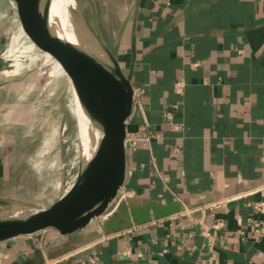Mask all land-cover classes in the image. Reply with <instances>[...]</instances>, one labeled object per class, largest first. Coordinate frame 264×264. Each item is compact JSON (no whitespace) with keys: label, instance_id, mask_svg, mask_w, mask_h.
<instances>
[{"label":"crops","instance_id":"1","mask_svg":"<svg viewBox=\"0 0 264 264\" xmlns=\"http://www.w3.org/2000/svg\"><path fill=\"white\" fill-rule=\"evenodd\" d=\"M92 1L104 40L134 84L126 136L144 126L160 136L129 153L127 195L117 207L71 234L48 228L0 241V264H264V215L249 205L264 199V0ZM37 37L19 2L0 0V76L15 69L18 44L31 60L49 52ZM12 88L0 85V198L25 202L9 187L21 153L4 140L26 122L11 119ZM234 195L202 222L200 213L172 212ZM216 219L221 228L212 227ZM124 248L129 256L118 254Z\"/></svg>","mask_w":264,"mask_h":264},{"label":"water","instance_id":"2","mask_svg":"<svg viewBox=\"0 0 264 264\" xmlns=\"http://www.w3.org/2000/svg\"><path fill=\"white\" fill-rule=\"evenodd\" d=\"M37 32L50 48L66 61L74 90L91 127L80 132V160L71 188L48 207L0 198V241L44 229L71 234L100 216L128 179V148L125 142L128 119L133 113L134 84L102 35L97 10L88 0L92 21L85 11L88 32L54 15L50 0H17ZM71 24V23H70ZM68 28L73 40L57 31ZM53 51V49H52ZM59 58V57H58ZM101 132L98 135V132ZM178 209L172 211L175 212Z\"/></svg>","mask_w":264,"mask_h":264},{"label":"rangeland","instance_id":"3","mask_svg":"<svg viewBox=\"0 0 264 264\" xmlns=\"http://www.w3.org/2000/svg\"><path fill=\"white\" fill-rule=\"evenodd\" d=\"M74 1L69 8L71 18L78 28L88 32L82 15L85 11L91 21L88 2ZM20 36H24L22 31ZM17 46L18 58L11 61L16 63L15 69L0 76V85L13 87L7 95L11 119L23 116L26 121L12 125L11 138L4 140L21 153V169L9 187L21 200L39 208L49 205L56 194H65L76 179L80 160L78 116L72 78L66 61L60 60V52L52 47L53 51L50 48L43 57L31 60L19 56L25 50ZM28 46L33 49L34 44ZM28 101L32 106L24 105Z\"/></svg>","mask_w":264,"mask_h":264},{"label":"built area","instance_id":"4","mask_svg":"<svg viewBox=\"0 0 264 264\" xmlns=\"http://www.w3.org/2000/svg\"><path fill=\"white\" fill-rule=\"evenodd\" d=\"M174 90L177 93H182V91H183V82L181 80H177L175 82ZM134 101H135V90H134L133 103H134ZM164 118L172 124L173 128L179 129L181 127V124L173 122V113H172L171 110L166 109L164 111ZM159 136H160L159 132L149 130L148 127L144 126L140 133H136V134H132L130 136H126L125 142L127 144L128 152L130 153L131 151L136 150L141 145L142 146L149 145L152 139L158 138ZM173 150H174V152H179L180 148H179V146H174ZM123 187L124 186L120 187L117 195L109 203L108 207H110V204H111V206H112L111 210H113L115 207H117V205L122 200L125 199V196L127 195V191L123 190ZM238 196L239 195L223 196V197L214 196V197H212V198H210V199H208L206 201H203V202L199 203L196 206L184 205V206H182L180 209H178L176 211V214H179L180 216L190 217V216H192L195 213H200V217L198 218L197 222H202L207 210L220 209V208L224 207L228 203L229 200L237 198ZM249 205L251 206L253 211L264 215V199H257V200L250 201ZM108 207L106 208V210L103 213L108 211ZM251 220H252V218H251ZM254 223H255V231L256 232H260L261 229H262V225H263L262 221L258 220L257 222H254ZM223 225H224V223H223L222 219H216L212 223V227L213 228H221ZM205 234L206 235L209 234L208 230H206ZM235 234H237L240 238H244V229L241 228V227H238L235 230ZM106 236L102 235L100 237V239L103 238V237H106ZM118 254L122 255V256H129L130 255V250L128 248L120 249L118 251Z\"/></svg>","mask_w":264,"mask_h":264},{"label":"bare ground","instance_id":"5","mask_svg":"<svg viewBox=\"0 0 264 264\" xmlns=\"http://www.w3.org/2000/svg\"><path fill=\"white\" fill-rule=\"evenodd\" d=\"M51 2V9H50V20H52V17L54 15H58L59 17L63 18L66 22L67 20H69V28L71 29L72 26L75 24L71 18L70 15V6H74L75 5V1L74 0H50ZM71 23V24H70ZM68 30V28L63 29L62 31H57L61 36L69 39V40H73L72 36H71V30ZM74 95H75V111L76 114L79 118V121L81 122L82 125V130L84 132V134L87 135L88 131L90 130V128H92L91 123L87 117V115L85 114V112L82 109V106L80 104V101L77 97L76 91L74 90ZM101 132H98V135H100ZM70 189V188H69ZM66 193V192H65Z\"/></svg>","mask_w":264,"mask_h":264}]
</instances>
